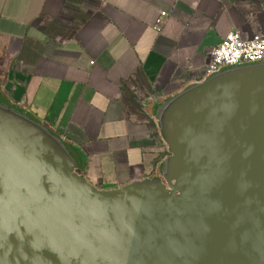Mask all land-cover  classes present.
I'll return each mask as SVG.
<instances>
[{"label": "water", "instance_id": "95a60500", "mask_svg": "<svg viewBox=\"0 0 264 264\" xmlns=\"http://www.w3.org/2000/svg\"><path fill=\"white\" fill-rule=\"evenodd\" d=\"M153 117L159 176L97 188L58 136L0 100V264H264V58Z\"/></svg>", "mask_w": 264, "mask_h": 264}, {"label": "crops", "instance_id": "0c3cea01", "mask_svg": "<svg viewBox=\"0 0 264 264\" xmlns=\"http://www.w3.org/2000/svg\"><path fill=\"white\" fill-rule=\"evenodd\" d=\"M230 31L264 32V0H0V100L93 186L154 179L167 149L153 96L199 82Z\"/></svg>", "mask_w": 264, "mask_h": 264}, {"label": "built area", "instance_id": "2783aa9c", "mask_svg": "<svg viewBox=\"0 0 264 264\" xmlns=\"http://www.w3.org/2000/svg\"><path fill=\"white\" fill-rule=\"evenodd\" d=\"M165 13H161L156 25H160ZM264 58V32L243 38L238 32L230 31L220 43L211 51L210 60L204 68V77L223 67L253 63ZM158 97L160 99L156 100ZM154 103L162 100V96H153Z\"/></svg>", "mask_w": 264, "mask_h": 264}, {"label": "trees", "instance_id": "16d2710c", "mask_svg": "<svg viewBox=\"0 0 264 264\" xmlns=\"http://www.w3.org/2000/svg\"><path fill=\"white\" fill-rule=\"evenodd\" d=\"M200 81H202V80H200ZM200 81H199V82H200ZM162 100H163V99H162ZM162 100H160V101H162ZM165 155H167V154H165Z\"/></svg>", "mask_w": 264, "mask_h": 264}, {"label": "rangeland", "instance_id": "374dc122", "mask_svg": "<svg viewBox=\"0 0 264 264\" xmlns=\"http://www.w3.org/2000/svg\"><path fill=\"white\" fill-rule=\"evenodd\" d=\"M166 154H167V152H166Z\"/></svg>", "mask_w": 264, "mask_h": 264}]
</instances>
